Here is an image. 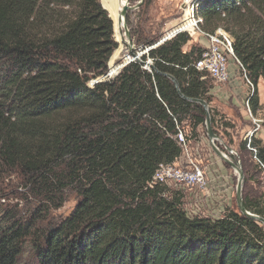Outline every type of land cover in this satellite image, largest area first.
I'll return each mask as SVG.
<instances>
[{
  "label": "trees",
  "instance_id": "obj_1",
  "mask_svg": "<svg viewBox=\"0 0 264 264\" xmlns=\"http://www.w3.org/2000/svg\"><path fill=\"white\" fill-rule=\"evenodd\" d=\"M196 13L204 31L222 26L234 37L255 114L264 0H199ZM130 33L143 49L161 38L141 26ZM190 39L179 33L149 48L141 59L151 60L150 70L131 61L91 83L108 72L118 46L101 0H0V165L27 189L20 208L0 204V264H17L27 243L35 264H264V225L235 202L216 218L189 217L179 191L148 186L157 166L182 152L177 126L192 119L194 133L205 121V109L180 94L205 100L208 114L213 109L211 84L194 67L204 48L185 50ZM251 144L264 165V145L253 136ZM238 149L243 184L242 151L264 175L245 141ZM69 191L74 207L53 218ZM242 198L264 217L261 197L243 185Z\"/></svg>",
  "mask_w": 264,
  "mask_h": 264
},
{
  "label": "rangeland",
  "instance_id": "obj_2",
  "mask_svg": "<svg viewBox=\"0 0 264 264\" xmlns=\"http://www.w3.org/2000/svg\"><path fill=\"white\" fill-rule=\"evenodd\" d=\"M105 1L106 0H104V2ZM104 2H102V4L106 7L107 10H109V7L107 6V4H104ZM128 2L130 8L127 10V17L129 19L127 27L130 32L132 27L141 26L144 28V30H147L149 32V34L146 33L148 36L155 35L158 39L159 37H162L164 34L175 28L181 20L179 0H128ZM114 6L116 7V2L114 3ZM191 45L205 48L207 45V41L201 35L197 37L194 36L187 42V44L184 46V49H189ZM119 46L121 45L118 43L116 49ZM127 54L128 47L126 46L125 42H123L122 48L119 51L118 57L114 61V63L117 65L125 62V56ZM146 61L147 59L145 60V62ZM143 66L145 68L144 64ZM147 68L149 69V67ZM236 68L239 74L234 81L230 77V79L225 83H217L208 78V81L211 84V88H213L214 86L225 85V89H227V91L231 92V90L233 89L232 97L228 101L227 98H224L221 92L217 94L219 103L221 101L223 103L225 102L224 104L228 107L230 105L233 114L236 113L235 107L237 106L242 109L247 115V120H244L246 122V125L241 124L242 120L238 119V113L237 120L232 122L233 120H229L225 116V114L218 109L219 107L217 105H213V96L209 94L212 98L210 105L213 109L207 116H209V118L210 115L214 117L215 122L211 127L214 133L219 137L218 140H214V145L217 149L224 152L228 159L232 162H234L235 159L237 160V158H239V141L235 140V138L239 139V137L245 133L241 132L243 126L246 129L248 126H250V130H252V127L254 126L252 116L255 115L252 113L251 115H249L244 105L246 98L250 96L251 87L245 82L243 78H239V76H242V69L239 66H236ZM119 70H117L114 74H108L107 76L102 78V80L114 77ZM108 72H110L109 64ZM238 80L240 82H238ZM262 83L263 85L260 86V89L264 91V80ZM262 113L263 112H261V114L259 115H256V117H263L264 114ZM192 123V119H187L182 122L180 126L185 137L184 147H181L183 158L192 160L193 162L200 165L205 175V184L203 188L195 186H175L173 184L167 187L170 191H179L182 196L181 206L185 213L189 215V217L200 216L216 218L222 214L226 206L230 207L233 205V202L236 203L235 187L238 172L229 163L218 157L212 149V144L210 143L207 136L205 121L197 126L194 133L191 130ZM228 139L232 141L231 144L227 143ZM225 146H232L235 150V154H228L226 152ZM241 154L248 162L246 166L244 165L248 177V181L246 182V184H243L244 192L251 197H261L260 199L264 200V188H262L258 184V182L261 181L260 179L258 180L261 171L255 165L249 152L242 151ZM26 194L27 189L24 186V180L20 176V174L0 165V204H3L4 206L10 208H20L21 205L26 203L24 200ZM76 198L77 196L75 192L69 191L63 206L51 212L52 217L55 219L65 217L74 207ZM25 207H27V205H25ZM35 263L36 257L34 250L32 249L30 243H27L24 246L23 252L17 258V264Z\"/></svg>",
  "mask_w": 264,
  "mask_h": 264
},
{
  "label": "built area",
  "instance_id": "obj_3",
  "mask_svg": "<svg viewBox=\"0 0 264 264\" xmlns=\"http://www.w3.org/2000/svg\"><path fill=\"white\" fill-rule=\"evenodd\" d=\"M199 0H179V10L181 20L179 24L171 31L164 34L155 44L162 43L171 39L179 33H186L190 38L194 36H202L206 39L207 45L200 54L199 58L194 62L196 70L202 72V79L210 78L217 83H225L230 79L229 63L233 61L243 71L245 82L252 88L253 85L244 72V68L237 59L233 51L234 37L225 30L222 26H218L212 32H207L202 29L203 18L196 13V6ZM147 61H151L149 58ZM144 67V66H143ZM245 108L249 115L251 110L249 106V96L245 100ZM254 128L246 134L244 141L247 148L252 152L253 158L264 172V165L256 157L257 149L251 144L253 132L261 125V120L252 118ZM177 143L184 147V134L181 127L177 126L175 134ZM204 172L199 164L192 160L183 158V152L172 163H160L148 186L152 188L156 184L170 186H188L203 188L205 184ZM188 215V214H186ZM189 216V215H188Z\"/></svg>",
  "mask_w": 264,
  "mask_h": 264
},
{
  "label": "water",
  "instance_id": "obj_4",
  "mask_svg": "<svg viewBox=\"0 0 264 264\" xmlns=\"http://www.w3.org/2000/svg\"><path fill=\"white\" fill-rule=\"evenodd\" d=\"M129 2L128 0H125V4L123 5L121 11L119 12V18L122 19L123 21V25H124V32L126 35V39H127V46H128V55H127V59L125 62L117 64V66L119 67L118 70L123 67L124 65H126L127 63L131 62V61H139L142 62L145 65V68L148 69L147 67H149V69H152L153 66L151 64V61H143L141 59V56L146 53L148 51L149 48L153 47L149 46L146 48H142L141 46H136L131 33L127 27V10L130 8V6L128 5ZM112 19V18H111ZM116 41V40H115ZM117 42V41H116ZM118 43V42H117ZM111 58V57H110ZM110 60V59H109ZM109 64V61H108ZM108 74H110L109 72L106 73L105 75L99 77L96 80H93L91 83L97 82V81H101L102 78H104L105 76H107ZM164 75H166L167 77H169L171 79V81L175 84V86L177 87V82L175 80V78L169 74L163 73ZM183 98L185 99H189L191 101H194L198 104H200L206 111V119H205V124H206V129H207V136L209 140H212L211 143L213 142L214 145V140H218L219 137L214 133L212 127H211V122H210V118L207 112V103L205 102V100L203 99H199V98H187L186 96L180 94ZM215 147V145H214ZM216 148V147H215ZM217 149V148H216ZM226 152L228 154H235V150L233 149V147L231 146H225ZM220 153H222L224 156H226V154L220 150H218ZM239 158H237V160L235 159L234 164L237 167V171H238V177L236 180V187H235V199H236V204L239 208V210L247 217L253 218L255 220H257L258 222H260L261 224L264 225V217L261 215H258L256 213H252L248 210L245 209L244 205H243V198H242V187H243V182H244V172L243 169L241 167L240 164V160H238ZM227 162V161H225Z\"/></svg>",
  "mask_w": 264,
  "mask_h": 264
},
{
  "label": "crops",
  "instance_id": "obj_5",
  "mask_svg": "<svg viewBox=\"0 0 264 264\" xmlns=\"http://www.w3.org/2000/svg\"><path fill=\"white\" fill-rule=\"evenodd\" d=\"M236 66H238L236 63H234L233 61H230L229 63V73H230V77L233 79V81L237 78V75L239 74L237 72V68ZM239 78H243V72H242V76H239ZM244 79V78H243ZM240 80V79H239ZM238 80V82H240ZM263 80L264 79H260V81L258 82V85H257V89H258V96H259V104H260V108L255 112V115L252 116V118L254 119H259L261 120V126L255 130L253 132V137L260 140L261 143L264 145V116L263 117H256V115H259L261 114V112H263L262 114H264V91H262L260 89V86L263 85ZM226 86L225 85H220V86H214L213 88H210L209 90V94H211L213 96V105L214 106H218L217 108L225 114V116L229 119V120H233L232 122L236 121L237 120V113H238V119H241V124L243 125H246V122L244 120H247V115L244 113V111L242 109H240L239 107H235L236 109V113L233 114L232 111H231V106L229 105L226 106L223 102L218 101V98H217V94H219L220 92L222 93V95L224 96V98H227V101L229 99H231L232 97V90L231 92L227 91V89H225ZM255 126V125H254ZM254 126L252 127V129L254 128ZM251 130H250V126L246 128H244V126L242 127V133L245 132L243 135H241L239 137V139H236L235 140H238L239 142L240 141H244V137L246 136L247 133H249ZM232 147V146H231ZM234 149V148H233ZM261 180L260 182H258V184L264 188V175L262 173H260V176L258 177V180ZM254 181V180H253ZM227 207V206H226ZM225 207V208H226ZM224 208V209H225ZM224 212V211H223ZM222 212V213H223Z\"/></svg>",
  "mask_w": 264,
  "mask_h": 264
},
{
  "label": "bare ground",
  "instance_id": "obj_6",
  "mask_svg": "<svg viewBox=\"0 0 264 264\" xmlns=\"http://www.w3.org/2000/svg\"><path fill=\"white\" fill-rule=\"evenodd\" d=\"M102 2H104V1L101 0V3ZM115 2H116V7L114 6ZM104 4H107V6L109 7V10H107V11H109L108 12L109 16L112 18V21H113L114 36H115V39L117 40V42L121 45L114 51L113 55L111 56V58L109 60V65H110V72L109 73L114 74L119 68L114 63V61L118 57V53L122 48L123 42H125V44L127 46L126 35H125V32H123L124 31L123 21H122V19L119 18V12L121 11L123 5L125 4V1L124 0H106L104 2ZM103 7L106 9V7L104 5H103ZM127 55L125 56L126 59H127ZM209 141L211 143L212 140H209ZM211 144H212V149L217 154V156L220 157L222 160L227 161V163H229L237 171V167L235 166L234 162L230 161L227 156H224L222 153H220L218 151L219 149H216L214 147L213 142Z\"/></svg>",
  "mask_w": 264,
  "mask_h": 264
}]
</instances>
